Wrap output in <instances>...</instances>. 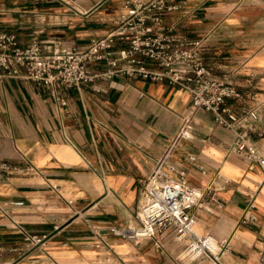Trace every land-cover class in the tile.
<instances>
[{
    "label": "crops",
    "instance_id": "obj_1",
    "mask_svg": "<svg viewBox=\"0 0 264 264\" xmlns=\"http://www.w3.org/2000/svg\"><path fill=\"white\" fill-rule=\"evenodd\" d=\"M182 8L163 23L187 36H207L204 63L233 83L237 106H256L250 132L264 153V0H177ZM122 0H0V30L19 44L37 40L47 47L84 45L104 34L123 11ZM117 40L115 47L125 46ZM64 103L33 81L0 70V197L16 200L13 217L31 233L47 234L32 244L0 216L2 258L8 264H212L194 257L172 234L161 246L144 238L131 242L109 236L118 254L106 262L91 246L82 217L99 225L134 224L142 185L161 162L173 177L184 173L204 186L219 169L225 189L202 197L196 224L225 264H262L264 165L228 149L234 130L217 124L210 111L196 110L186 136L175 138L190 104V93L166 79L116 75L81 87L60 89ZM195 153L207 172L189 161ZM253 197L256 220L239 224L245 199ZM226 239L229 249L221 240Z\"/></svg>",
    "mask_w": 264,
    "mask_h": 264
},
{
    "label": "built area",
    "instance_id": "obj_2",
    "mask_svg": "<svg viewBox=\"0 0 264 264\" xmlns=\"http://www.w3.org/2000/svg\"><path fill=\"white\" fill-rule=\"evenodd\" d=\"M123 11L112 19V26L104 34L91 36L84 45L59 44L47 47L37 40L19 44L16 34L0 30V70L3 75L25 78L46 88L59 103H64L59 90L81 87L98 79H110L116 75H139L152 80L166 79L186 89L191 104L175 138L186 136L191 115L198 109L212 113L220 126L234 130L228 149L244 156L250 165H264V153L250 132L258 119L256 106H237L230 99L241 96L231 83L217 78L204 63L202 50L207 36L187 37L163 23V18L182 8L177 0H122ZM117 40L125 46L115 47ZM189 161L201 173L207 168L195 153H188ZM8 167L0 163V172ZM229 179L215 169L204 186L194 185L184 173L178 177L168 174L159 162L147 175L134 212V224L99 225L88 217H82L92 239V247L101 250L106 262L119 258L109 236L138 242L148 238L156 246L162 245L161 233L172 234L185 245L187 253L225 264L211 248L208 234L195 230L196 208L202 197L210 193L217 205L221 201L214 196L225 189ZM16 200L0 197V216L11 221L12 227L21 233L22 239L32 244H44L47 234L31 233L24 224L13 217L11 207ZM256 220L253 197L245 199L238 223ZM221 245L229 249L228 240ZM0 264H8L2 258ZM260 261L264 264V236L260 249Z\"/></svg>",
    "mask_w": 264,
    "mask_h": 264
},
{
    "label": "rangeland",
    "instance_id": "obj_3",
    "mask_svg": "<svg viewBox=\"0 0 264 264\" xmlns=\"http://www.w3.org/2000/svg\"><path fill=\"white\" fill-rule=\"evenodd\" d=\"M197 227L198 226H196V225L194 226L195 230L198 231L199 233H202Z\"/></svg>",
    "mask_w": 264,
    "mask_h": 264
},
{
    "label": "bare ground",
    "instance_id": "obj_4",
    "mask_svg": "<svg viewBox=\"0 0 264 264\" xmlns=\"http://www.w3.org/2000/svg\"><path fill=\"white\" fill-rule=\"evenodd\" d=\"M197 226V225H196Z\"/></svg>",
    "mask_w": 264,
    "mask_h": 264
}]
</instances>
